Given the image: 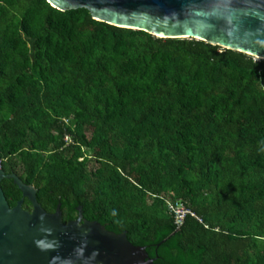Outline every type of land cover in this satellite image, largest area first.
Here are the masks:
<instances>
[{"label":"trees","instance_id":"trees-1","mask_svg":"<svg viewBox=\"0 0 264 264\" xmlns=\"http://www.w3.org/2000/svg\"><path fill=\"white\" fill-rule=\"evenodd\" d=\"M0 168L47 212L63 194V221L74 200L130 242L173 227L197 264H264V59L0 0Z\"/></svg>","mask_w":264,"mask_h":264},{"label":"water","instance_id":"water-1","mask_svg":"<svg viewBox=\"0 0 264 264\" xmlns=\"http://www.w3.org/2000/svg\"><path fill=\"white\" fill-rule=\"evenodd\" d=\"M58 9L85 8L92 19L137 28L155 37H192L264 59V0H46ZM20 191L13 206L0 187V264H197L196 252L179 250L176 229H153L148 239L130 242L124 230L104 228L97 217L61 218L63 194L45 211L35 188L4 173ZM30 204L22 208L23 199ZM175 249L173 257L167 252Z\"/></svg>","mask_w":264,"mask_h":264},{"label":"built area","instance_id":"built-area-1","mask_svg":"<svg viewBox=\"0 0 264 264\" xmlns=\"http://www.w3.org/2000/svg\"><path fill=\"white\" fill-rule=\"evenodd\" d=\"M66 138V136H64ZM167 211L173 217V223L176 227L180 226L185 214L194 216L198 221L202 223L201 217L195 214L188 206H186L181 200H165ZM205 226V225H204Z\"/></svg>","mask_w":264,"mask_h":264}]
</instances>
